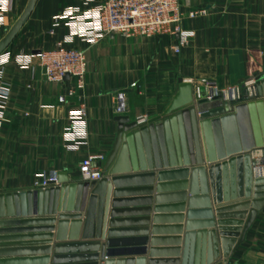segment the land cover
<instances>
[{
    "label": "crops",
    "instance_id": "obj_1",
    "mask_svg": "<svg viewBox=\"0 0 264 264\" xmlns=\"http://www.w3.org/2000/svg\"><path fill=\"white\" fill-rule=\"evenodd\" d=\"M84 1L36 0L29 18L5 50L11 60L3 74L9 98L6 121L0 125V194L35 189V175L38 173L57 175L65 171L69 178L80 181L79 165L84 157L102 154L106 160L117 136V124L114 122L118 115L115 113L117 93L124 94V114L139 123L163 115L177 93L180 81L191 83L194 99L197 98L195 88L201 86L218 92L238 88L241 96L247 92L255 99L262 96L264 82L249 88L246 83L264 72V0H179L184 11H207L205 16L183 21L185 28L194 30L195 37L179 54L171 51L173 38L167 35L145 39L110 34L95 45H87L74 38L71 47L83 50L87 63L85 85L81 90L75 89L70 79L63 83L47 82L37 57L31 59L28 68L18 67L15 62L17 56L52 50L55 43L68 34L65 25L53 26L54 16L64 7L80 6ZM27 3L28 0L14 1L12 11L5 15L3 36ZM206 83H214L215 86L211 88ZM70 90L74 91L72 96H68ZM60 96H65V103L58 102ZM82 104L86 110V145L77 152H69L65 149L63 133L69 124L70 111ZM258 105L254 103L250 117L256 139L262 145L251 153V159L255 161L261 159L264 149V99L261 108ZM180 156L177 154L181 162ZM187 167L179 165L152 173L115 175L125 181L118 187L112 185L110 204L105 211L107 231L125 236L146 233L150 239L161 241L152 248L148 245L147 253L142 256L129 257L135 260L143 258V264H150V261L153 264H172V261L181 264L188 222L214 220V227L207 230L214 228L217 231L219 227L238 225L241 217L238 215L246 213V219L252 211L250 203L254 199L256 185L252 176L249 181L245 178L244 163L240 166V177L235 165L233 172L229 166L221 169L219 198L215 191L214 173L209 174V165L204 164V194L201 195V180L197 176L199 196L196 199L205 201H196L193 205L189 201L190 176L179 173ZM255 169H260V175L264 176V165H257ZM113 202H116L115 206ZM205 202L209 203V208H204ZM207 210L212 211L209 219H187L190 211L199 213ZM111 213H115V218ZM110 219L120 223L110 228ZM1 221L5 219L0 218V224ZM24 221L17 226L0 225V264H85L72 257L88 255L83 252L94 249H97V264H104L103 243L95 238L84 242L82 225L78 229L77 240H68L73 226L67 223L65 240L57 241L56 223L42 226L32 219ZM217 221L224 223L223 226H218ZM218 235L217 232V239ZM169 239H179V243L175 245L173 243L176 242L165 241ZM81 242L91 243L97 248L76 245ZM150 249L155 251L152 256ZM173 249L177 250L176 255L169 253ZM114 259L120 260L119 257ZM227 262L264 264V202L256 210L242 241L230 252ZM133 264L138 263L135 261Z\"/></svg>",
    "mask_w": 264,
    "mask_h": 264
},
{
    "label": "water",
    "instance_id": "obj_2",
    "mask_svg": "<svg viewBox=\"0 0 264 264\" xmlns=\"http://www.w3.org/2000/svg\"><path fill=\"white\" fill-rule=\"evenodd\" d=\"M35 1L28 0L22 14L0 40V54L9 47L29 18ZM38 53L39 51L33 52V54ZM68 79L69 76L66 75L64 80ZM255 82L258 84L264 82V72L255 78ZM195 94L197 98L194 99L189 81H180L177 93L161 117L139 123L124 112L115 116L117 136L103 164V176L100 180L76 181L63 171L56 175L57 185L50 184L44 189L35 188L0 194V218L5 219L0 225L17 226L24 224L26 219H32V222L42 226L56 223L57 241L65 240L67 223L73 226L68 240H77L78 229L82 225L84 242L95 238L103 243L105 248L103 258H106L104 264L115 262L133 264L135 261L143 264V258L135 260L129 256H142L147 253L148 245L152 248L157 245L156 243L161 242L160 240L150 239L146 233L138 236L115 234L114 231H107L106 228L105 211L110 204L112 185L118 187V184L125 181L116 178L115 175L152 173L162 168L188 166L179 173L181 176H190L189 201L193 205L196 201H205V199H196L199 196L196 190L197 176L201 180V195L204 194L206 173L204 164L209 165V174L214 173L215 191L219 198L221 169L229 166L233 172L235 165L240 177V166L244 163L245 178L249 181L252 176L256 185L254 199L250 203L252 211L248 217L245 219L246 213H241L238 215L241 216L238 218V225L219 227L217 231L214 228L207 230L214 227V220L203 223L188 222L183 237L181 264H226L230 252L242 241L256 210L264 202V191H261L264 190V176L260 175L259 169H255L257 165H264V160L251 159V153L262 145L256 139L250 118L254 111V103L257 102L260 107L264 92L257 99L249 97L245 92L236 101L225 99L223 95L211 96L208 99L210 90L202 86L195 88ZM173 122L179 125L177 131L179 137L176 138L172 135L173 132H170ZM177 154L181 155V162ZM114 204L116 202H113V206ZM205 204L204 208H209V203L205 202ZM114 214L111 213L112 218H115ZM211 215V210L199 213L190 211L187 213V219H209ZM216 219L218 220V217ZM217 222L218 226L224 224L220 223L221 221ZM119 223L120 221L110 219L108 225L112 228ZM48 230L51 229H43V231ZM193 230L195 232H192ZM165 241L176 242L173 243L175 245L179 243V239ZM90 244L81 242L76 245L97 248L96 245ZM96 250H89L83 252L88 255L72 258H77L75 261L78 263L97 264ZM154 252V249H150V256ZM169 253L176 255L177 250H170ZM123 256L126 259L121 260ZM115 257H119L120 260L117 261ZM176 263L172 261V264ZM150 264L153 262L150 261Z\"/></svg>",
    "mask_w": 264,
    "mask_h": 264
},
{
    "label": "built area",
    "instance_id": "obj_3",
    "mask_svg": "<svg viewBox=\"0 0 264 264\" xmlns=\"http://www.w3.org/2000/svg\"><path fill=\"white\" fill-rule=\"evenodd\" d=\"M14 1L0 0V40L5 32V15L12 11ZM206 14V9L184 11L179 0H85L80 6L64 7L54 16L53 26L65 25L68 34L57 41L52 50L40 51L34 55H19L15 58V62L18 67L25 69L30 66L31 59L37 57L38 66L47 82L63 83L65 76L68 75L69 79L73 80L75 89L81 90L85 85L87 63L84 51L71 47L74 38L87 45H95L110 34L145 39L167 35L173 38L171 51L179 54L195 37L194 30L185 28L183 21ZM10 60L11 56L5 51L0 54V125L6 121L9 91L3 82V74ZM255 83V80H250L246 83V87L249 88ZM206 85L211 88L215 86L214 83H206ZM210 93L208 99L217 95H223L225 99L232 100L241 97L238 88H232L230 92H218L214 89V91L210 90ZM73 94V90L68 91V96ZM124 101V94L117 93L115 96L116 114L125 112ZM58 102L65 103V96H60ZM68 118L69 124L63 133L65 149L69 152H77L86 145L87 140L84 105L71 110ZM260 157L264 160V149ZM104 161L105 156L102 154H89L84 157L79 165L81 179L83 181L100 180L103 176ZM50 184H58L56 174L38 173L35 175V188L44 189Z\"/></svg>",
    "mask_w": 264,
    "mask_h": 264
},
{
    "label": "bare ground",
    "instance_id": "obj_4",
    "mask_svg": "<svg viewBox=\"0 0 264 264\" xmlns=\"http://www.w3.org/2000/svg\"><path fill=\"white\" fill-rule=\"evenodd\" d=\"M178 124H175V122H173V124H172V127L173 128H171V131L170 132H173V134L172 135H174L175 136V138L178 136ZM177 134V135H176ZM179 137V136H178ZM180 154V153H179ZM180 156V155H179ZM181 157V156H180ZM259 171H261L260 169H259Z\"/></svg>",
    "mask_w": 264,
    "mask_h": 264
},
{
    "label": "rangeland",
    "instance_id": "obj_5",
    "mask_svg": "<svg viewBox=\"0 0 264 264\" xmlns=\"http://www.w3.org/2000/svg\"><path fill=\"white\" fill-rule=\"evenodd\" d=\"M256 150H258V149H256ZM263 150V149H262ZM262 154V153H261Z\"/></svg>",
    "mask_w": 264,
    "mask_h": 264
}]
</instances>
